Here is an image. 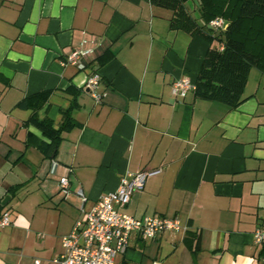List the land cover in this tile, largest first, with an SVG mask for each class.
Instances as JSON below:
<instances>
[{
  "label": "crops",
  "instance_id": "0c3cea01",
  "mask_svg": "<svg viewBox=\"0 0 264 264\" xmlns=\"http://www.w3.org/2000/svg\"><path fill=\"white\" fill-rule=\"evenodd\" d=\"M196 5L186 2L195 17ZM171 14L150 0H0L1 205L24 195L11 224L0 227V264H54L62 236L81 217L78 191L87 211L123 174L143 170L159 172L121 211L176 218L188 228L154 239L133 232L115 264H257L264 257V245L253 242L264 223V72L250 69L233 109L193 90L173 96L175 79L195 84L209 43L172 29ZM83 38L96 47L89 67L101 76L100 103L84 87L88 71L62 64ZM72 104L76 126L46 157L38 144L49 140L28 119L35 113L58 128ZM40 229L49 233L44 243Z\"/></svg>",
  "mask_w": 264,
  "mask_h": 264
},
{
  "label": "trees",
  "instance_id": "16d2710c",
  "mask_svg": "<svg viewBox=\"0 0 264 264\" xmlns=\"http://www.w3.org/2000/svg\"><path fill=\"white\" fill-rule=\"evenodd\" d=\"M187 1L197 3V17L186 6ZM150 3L171 10L172 29L198 34L209 43L195 81V95L236 108L242 102L250 69L256 67L264 72V0H150ZM216 17L227 22L225 29L209 27ZM74 107L72 104L63 111L58 128L47 118L38 119L35 113L29 117L28 122L49 140L38 144L46 157L54 158L62 132L76 126L71 117ZM20 186L9 190L14 192ZM2 208L0 202V211Z\"/></svg>",
  "mask_w": 264,
  "mask_h": 264
},
{
  "label": "built area",
  "instance_id": "2783aa9c",
  "mask_svg": "<svg viewBox=\"0 0 264 264\" xmlns=\"http://www.w3.org/2000/svg\"><path fill=\"white\" fill-rule=\"evenodd\" d=\"M209 26L215 29H225L227 22L216 17ZM96 47L92 40L83 38L79 47L72 49L63 59L62 64L73 65L78 70L88 71L85 89L96 103L101 102L102 94L98 91L101 82L99 72L89 67V60L96 54ZM222 49V46L220 47ZM195 89V84L187 76L175 79L171 84V94L175 97H184L188 91ZM57 166L55 160L50 161V172L54 173ZM159 170H143L127 172L119 179L118 187L100 195L90 210L84 209L86 197L81 191V217L77 219L71 231L61 238V253L52 259L54 264H115L117 255L124 253L128 247L131 233H137L142 238L154 239L166 231H186L176 218L162 216H144L136 218L121 211L130 201L134 192L144 188L148 177L155 175ZM59 191L66 196L69 192L67 177H60ZM11 224L9 211L0 214V227ZM253 242L264 245V223L253 233ZM31 264H40L38 259ZM257 264H264L262 257Z\"/></svg>",
  "mask_w": 264,
  "mask_h": 264
},
{
  "label": "rangeland",
  "instance_id": "374dc122",
  "mask_svg": "<svg viewBox=\"0 0 264 264\" xmlns=\"http://www.w3.org/2000/svg\"><path fill=\"white\" fill-rule=\"evenodd\" d=\"M24 195L18 193L17 195H15L13 197V199L5 206V208L7 209V211H9V213H15L18 211L17 206L20 204V202L23 200ZM18 204V205H17ZM27 208V207H26ZM25 209V208H23ZM40 233L38 235H40L41 237L38 239V241H43V243L47 240V236H49V233H47V231L40 229ZM48 234V235H47ZM54 236L55 234L52 233ZM51 235V234H50Z\"/></svg>",
  "mask_w": 264,
  "mask_h": 264
},
{
  "label": "water",
  "instance_id": "95a60500",
  "mask_svg": "<svg viewBox=\"0 0 264 264\" xmlns=\"http://www.w3.org/2000/svg\"><path fill=\"white\" fill-rule=\"evenodd\" d=\"M209 27H210V26H209ZM8 200H9V197H6V198L2 201V205L7 204Z\"/></svg>",
  "mask_w": 264,
  "mask_h": 264
}]
</instances>
